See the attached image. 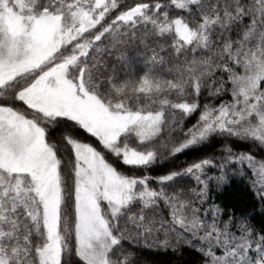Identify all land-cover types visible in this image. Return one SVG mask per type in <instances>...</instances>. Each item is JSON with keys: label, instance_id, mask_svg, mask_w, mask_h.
<instances>
[{"label": "snow or ice", "instance_id": "1", "mask_svg": "<svg viewBox=\"0 0 264 264\" xmlns=\"http://www.w3.org/2000/svg\"><path fill=\"white\" fill-rule=\"evenodd\" d=\"M258 214L264 0H0V264H264Z\"/></svg>", "mask_w": 264, "mask_h": 264}, {"label": "trees", "instance_id": "2", "mask_svg": "<svg viewBox=\"0 0 264 264\" xmlns=\"http://www.w3.org/2000/svg\"><path fill=\"white\" fill-rule=\"evenodd\" d=\"M248 145H238V150L243 149L247 150ZM218 202L220 200H226L229 204L236 203V204H249V211L252 210V207L255 208L256 212L259 213L260 204L257 201L254 205H252V201L250 198L247 197V194L243 191L242 187L237 184L234 185L233 188L229 189L227 192L224 193L223 197L217 198ZM262 218L259 214L256 216V224L259 226ZM148 261L152 262V264H177V261H180V264H195L196 257L195 255L185 251L182 257H172V256H146L145 257Z\"/></svg>", "mask_w": 264, "mask_h": 264}]
</instances>
